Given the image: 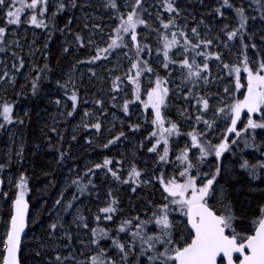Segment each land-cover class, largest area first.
Wrapping results in <instances>:
<instances>
[{
	"label": "snow or ice",
	"instance_id": "snow-or-ice-1",
	"mask_svg": "<svg viewBox=\"0 0 264 264\" xmlns=\"http://www.w3.org/2000/svg\"><path fill=\"white\" fill-rule=\"evenodd\" d=\"M18 2L19 6H17ZM146 3L147 0H127L124 7L130 10L125 14L121 11L118 0H107L105 7L119 13L113 20L114 23L115 21L119 23L113 29L115 35L109 36L111 42L106 48L98 50L89 63L100 60L101 52L105 54L104 59H107V56L113 50L118 49L123 52L128 60L129 67L123 77H115L110 91L113 93L111 100L113 107H115L119 103V94L124 93L127 96L128 86H131L132 99L125 98L122 105L126 115L129 112L130 105L140 99L142 78L146 75L149 77L155 76L154 81L149 78L148 100L144 102V105L146 108L150 106L153 114V131L150 136L155 138V143L148 151L155 153L158 160L152 170V178L149 179H144L141 171L134 164L128 172L127 179H123L122 175L118 174L117 171L108 168L111 161L107 159L103 165L96 164L95 168H107L106 177L110 173L114 182L129 185L132 187L133 193L136 192L137 187L141 183L151 185L153 179L158 180L164 202L154 206L151 216L147 219L142 220L137 216L134 220L138 222L134 223L133 219L122 221L115 237L109 234V229L107 228H92L91 244L95 247L91 249V253L86 260L80 261L76 259L69 247V256L62 258L60 255H56L55 260L49 261V264H73V261H75V264H130L128 257L130 254H134L137 245L139 246L137 260H139L140 256L146 257L144 264H234V254L236 253H239L242 257L239 264H264V207L260 209V218L251 222L254 234L244 236L234 226L237 216L231 204H224L221 210L214 209L210 204V200L216 195L217 176L222 171L221 157L229 150L227 134L235 133L236 137H241V131L237 130V123L241 120V113L246 110L248 116L244 128L245 133L248 129L253 131L264 129V54H258L252 58L247 55L249 46L256 49L257 45L255 43L249 45L245 42L246 33L243 30L246 28L247 17L244 15L242 8L236 9V14L239 17V26L232 30H228L226 26L223 32L227 41H233L236 37H240L244 55L242 60L238 57L236 63H224L223 70L228 77L234 79L235 90L238 92L244 86L242 80L244 79V74H246V93L242 100L232 98L231 102L219 96L212 97L202 94L201 81H203L204 86L211 83L210 58L214 57L217 61L222 60L219 52L212 53L210 51L215 41L211 38L210 33L207 37H202L195 27L191 29L192 36L195 39L190 38L186 30L180 28L174 18L170 17L167 22L161 19L159 26L154 29L156 53L155 57H153V46L149 42H141V39H139L140 34L137 31L140 25L148 27L147 20L143 15L146 11ZM48 4L49 0H31L30 3H25V0H0V13H3L7 18L6 26H10L19 25L22 13L25 10H30V24L39 28L46 26L45 19L48 12ZM224 5L232 6L229 4V0H224ZM72 6L75 7V3ZM65 7L63 0H60L58 10H63ZM162 7L170 14L179 15L178 8L173 5L171 0H165ZM260 7L264 9V0H262ZM260 18L264 19V11L261 12ZM5 34L6 27H0V43H3ZM151 34L149 33V35ZM254 36L255 33H253V38ZM76 39L79 41L81 37L77 35ZM144 39L147 41V37ZM261 39L264 40V36H261ZM81 47H83V44H81ZM3 50V48H0V51ZM64 51L68 52V49L65 48ZM12 55L16 56V53L13 52ZM145 56H147V59H145ZM197 57H201L202 62L198 61ZM177 66L184 86L191 85V87H187V91L184 94V102L189 106V109L192 107L196 108V123L203 122L206 129L209 130L208 132H202L193 128L192 131L186 134L190 138V144L185 142L184 147L178 153L173 151L171 138L181 135L180 127L177 123L170 120L167 121L169 126L165 127L166 121L162 114V109L166 107V100L170 92L166 85L172 83L171 76L175 73ZM20 67H23L22 59L20 60ZM13 68L19 71L15 64H13ZM161 68L165 72H169V79H163L159 75L157 69ZM8 76V71H4L3 75H0V80H4ZM219 78L218 76L217 79ZM36 79H40L39 74ZM125 80L127 84L124 83ZM32 89L33 94H35L37 91L36 81H33ZM229 93L230 88L225 87L223 95L228 96ZM69 98L72 100V108L75 110L77 101L75 92ZM212 99L218 100V106L214 111L211 106ZM193 100L195 101L194 104ZM95 103L103 111V101L97 100ZM12 111L10 104L4 103L0 105V117L3 118L4 122L0 123V127L13 122ZM185 111L188 110L186 109ZM209 112H212V120L205 119ZM258 112L262 114L259 122L253 119V114ZM72 114V112L68 113L69 116H72ZM84 115L89 116V113L86 111ZM217 120L226 124V132L224 133V139L219 143L213 144L207 140V136L211 134L210 130L213 129L214 125L219 127V124L216 123ZM20 123L22 124L23 121H20ZM85 127H93L99 131L101 123L85 124ZM131 127L135 130L139 125H132ZM123 135V133H120V136ZM119 138L118 136L114 140H109L104 147H108V145L113 144ZM252 140L254 143L255 137ZM231 142L232 144H238L240 141L234 139ZM244 142L245 146H247L248 141L245 140ZM161 144L163 145L162 152L158 147ZM193 149L198 150V155L193 152ZM170 151L175 156L174 160L169 156ZM213 153L217 161L215 171L210 173L211 178H207L209 173H203L204 179H201V165ZM169 167L173 168L174 173L179 169L180 179L175 174L172 177L168 176ZM242 167H249L247 161ZM258 168H264V162H258L256 165L251 166L250 175L253 178L257 176ZM88 172L95 175L92 169H89ZM156 173H159V175L157 176ZM85 175H88V173ZM21 179L23 181V178ZM181 179L182 182H180ZM73 184L76 185L81 195L85 192H90L89 186L80 183L79 180H74ZM89 184H92L93 187L95 186L91 179H89ZM18 187L21 191L17 193L12 201L6 231L3 235H0V245H2L3 249L0 251L2 264H20L18 253L21 246V234L25 230V214L28 206L24 199L25 184L21 182ZM107 195L110 198V203L106 204L105 207H101L99 213L105 214L103 218L111 221L113 219L112 214L116 212L115 206L118 202L111 190H109ZM219 195L223 198V189H221ZM76 199L77 197L74 195L73 201ZM60 203L61 201L58 200L57 204L59 205ZM74 206L73 202H69L67 208L71 209ZM176 212L180 216L186 217V224L177 222L176 217L173 216V213ZM83 219V217L77 218L79 221L78 227L82 223L84 228H88L87 223H83ZM100 219L101 216L98 214L96 216L97 222ZM151 224L155 225L156 231L149 234L146 229ZM181 227L185 231L190 229V232L188 235H182L180 239H177L174 234ZM50 228L54 233L57 230V224L53 223ZM241 231H246V229L241 227ZM124 232L130 234V241L127 243L121 242L119 238V233ZM189 235H191L190 243L187 242ZM181 239L184 240L183 246L180 243ZM69 240H71L70 236ZM101 240H111V248L100 247L99 241ZM112 249L117 251L118 259L112 256ZM36 254L37 256L41 255L40 252Z\"/></svg>",
	"mask_w": 264,
	"mask_h": 264
},
{
	"label": "trees",
	"instance_id": "trees-1",
	"mask_svg": "<svg viewBox=\"0 0 264 264\" xmlns=\"http://www.w3.org/2000/svg\"><path fill=\"white\" fill-rule=\"evenodd\" d=\"M55 1L57 2V6L50 23L47 25L45 23L46 26L39 28L29 24V20H26V22L24 21V15L31 16L30 10H25L22 13L21 23L19 25L10 26H6L7 18L3 13H0V23L4 22V25L0 27H6V34L3 43H0V48L4 49L3 51H0V58L5 56L6 52H8V50H5L7 37L13 38L16 42L21 39L27 42V35L23 34L22 31L25 27L35 28L36 31L41 33V35L33 41L34 43L32 42L34 47L33 51L35 50V53L33 52L34 55L32 57V63L29 65V69L26 67L27 61H24L23 52H20L17 49L11 51V57L13 59L11 66L13 67V64H15L16 67L19 68V71H16V69L13 68L15 71V77L12 79V87L7 91H0V105L8 103L13 109V122L11 124H4L3 127H0V179L2 180L3 190L5 170L11 172L14 176V188L10 193L8 192L7 195H5L8 201H13L17 193L21 191L18 185L21 182L25 184L24 190H27L28 194H25L24 199L29 207V218L31 217V214L33 215L36 211H39L40 215L38 221H42L44 212L48 208H51V205L54 203L57 204L58 200L63 201L59 210L58 218H56L55 221L58 224V229L70 232L72 240L63 241L60 248L61 252H45L43 255L44 264H49V261H54L56 255H60L62 258L69 256V247L71 248L72 255L76 259L84 261L83 255L77 250L76 236L74 231L71 230L72 224L69 222V218L72 215V210L75 206L68 209L67 205L69 202H73L74 205H76L80 201L87 199L88 192L81 195L77 190L76 185L72 182L66 189L61 191L62 193L59 197L55 198L57 192H59L61 188L62 179L64 178L65 173L69 170L73 171L72 169H75V165L81 161L80 157L83 159V154L88 152L90 147L88 140H80V137H78L79 134L73 135L70 134L69 131V123H71L78 112L87 105L90 91L83 82L76 81V79H73L72 81V90L67 89L63 81V75L68 70H72L73 73H75L73 67L78 66V62L76 60L77 57L64 51V42L66 39H71L75 45L77 43L78 55L83 58V63H81V65L92 69H96L101 62L109 61L115 51H119L118 49L113 50V52L107 56V59H104L105 54L101 52L100 60L89 63V61H92V58L97 54L98 50L101 49L96 48L94 51H88L82 43V39L79 41L76 39L79 30L76 13L83 5L81 1L87 2L88 0H63L66 5L63 10H58V3L60 0ZM30 2L31 0H25V3ZM100 2L101 3L98 5L97 9H100L102 12L109 15L110 21L113 23L111 34L114 36L115 33L113 29L119 22L115 21L114 23L113 20L119 13L105 7L107 0H101ZM121 2L122 0H118L120 9L126 14L128 9H124ZM164 2L165 0H147L146 11L143 13L144 18L148 10L155 9L158 14L166 17V19H163L164 22H167L170 17L174 18L180 28L185 29L187 33H189L194 27L201 29L206 37L210 33L211 38L215 41L213 45H217L221 49L220 56L222 57V66L224 63H236L238 57L241 60L243 59L244 53L240 37H236L233 41H227L226 35L223 32L226 26L228 30H232L239 26V17L236 14V9L242 8L244 10V15L247 17L246 28L243 30L246 33L245 42L249 45L252 43L257 45L256 49L249 46L247 55L249 58H252L258 54H264V40L261 39V36H264V19L260 18L261 12L264 11V9H261L260 7L262 0H229V4L232 5L231 7L224 5V0H171L173 5L179 10L178 16L175 13L170 14L165 11L162 7ZM73 3H75V7L72 6ZM217 9H219V11H217ZM143 27L145 28L144 25H140L137 29L140 35L144 33V29H142ZM9 32L11 33L9 34ZM253 33H255L254 38ZM72 36L75 37V41ZM81 44H83V47H81ZM106 47L107 46L104 48ZM13 52L16 53V56L12 55ZM21 59L23 60L22 68L20 67ZM145 59H147V57H145ZM157 71H159V69H157ZM224 73L228 77L225 71ZM38 74L40 75L39 80L36 79ZM124 74L125 73L119 76L123 77ZM178 75H180V73L177 66L175 73L171 76V80ZM115 77L116 76H114V79ZM152 77L155 79V76ZM164 79H169V72H167V76ZM228 79L232 80L235 84L234 79L230 77H228ZM33 81H36L37 83V91L35 94H33L32 89ZM124 83L127 84V81L125 80ZM242 84L244 85V89H241L239 92L236 91V98L241 100L247 90L246 74H244ZM182 85L184 86L183 83ZM74 92L77 96L75 110H73V102L69 98ZM60 99L67 101L69 104L67 111L68 113H73L72 116H69L67 113V123L64 126L58 122L57 118H52V109L54 106L56 107L57 104L59 105L57 101ZM194 103L195 101L193 100V104ZM193 113L194 110L192 111V109H189L188 114L190 117H192ZM122 115L124 117L122 125L115 128L113 133L109 135L107 141L104 144L100 143L92 147L94 153L100 152L103 154L101 165L104 164L106 159L111 161L108 167L115 164L117 158L110 155L116 151L115 148H118V146L123 148V151L127 153V143L130 139L136 141V151L138 155L150 157L154 154L150 153L148 149L155 143V138L150 136L152 130L146 129L148 125H152V116L145 112L141 120L138 121L130 111L127 115L123 111ZM261 115L262 114L258 112V115H254L253 119L259 122ZM244 116L246 117L244 118ZM244 116L242 122L246 124L248 116L247 114ZM166 119V122L169 121ZM20 121H23V123L21 124ZM0 122L4 123L2 117H0ZM202 123L203 122L199 124L196 123L195 127L202 126L206 129V126ZM216 123L225 124L223 121L219 120H217ZM14 125L17 126V131L19 132L21 140V144H19L21 146L17 158L5 168L3 162L4 152L7 145V128ZM132 125H139V127L133 130L131 127ZM239 126L240 124L237 125V130L241 131V137L238 138L234 135L229 138V136H227L229 150L221 157L222 171L220 175L217 176L218 183L215 186L223 189V198H221L220 195L218 198L220 209H222L224 204H231L233 211L237 216V219L234 221V226L237 227V231L241 232V235L246 236L253 233L254 228L251 222L252 220H258L260 218V209L264 207V168L257 169V176L255 178L250 175L252 165H256L258 162H264V129H256L254 131L248 129L245 133V126L242 130ZM208 131L209 130L206 129V132ZM215 131L219 136L218 142L225 138L224 133L226 132V128L223 130V128L214 125L210 132ZM120 133H123L124 135L120 136ZM118 136L120 137L119 140L108 145V147H104V145L108 144L109 140H114V138ZM73 137H75V139H73ZM253 137H255L254 143L252 140ZM178 138H181V136ZM234 139H238L240 142L238 144H232L231 141ZM245 140L248 141L247 146H245ZM173 141L175 140L172 139L171 142ZM158 147L162 152L163 145L161 144ZM171 153L172 151L169 153L170 158H172ZM157 160L158 157L154 161L148 160L149 162L146 165V170H148L151 178L152 170L156 166ZM245 161H247L249 165L248 168L242 167ZM210 162L213 164L215 163L216 167L217 161L214 153L206 158L201 165V168H208ZM132 165L133 164L131 163V166ZM171 168L172 167H169L168 171ZM105 169L107 168L101 170ZM213 171H215V169L213 170L211 168L210 172H208L209 175ZM156 175L158 176L159 173H156ZM102 176L103 180L101 183L103 188H101V192L106 195L108 203H110V198L107 194L109 190L112 191V184L109 180L104 179V175ZM21 178H23V181ZM76 180H79V182L82 183L79 177H77ZM152 182L154 183V188L143 190L142 195L134 202L137 212L134 217H129L130 211L127 207H124L123 200L120 199L119 202L117 201L118 203L115 206L116 212L112 214L113 219L109 221L110 227L107 228L109 229V234L111 236H116V232L122 221L127 219L134 220V218L140 216V213L145 212V210H141L143 207L149 208L146 212L151 216L153 207L159 205L160 201H163L161 196L162 189L159 187L158 180L153 179ZM87 185L89 188L91 187L89 182ZM74 195L77 197L75 201H73ZM113 196L116 199V195L113 194ZM210 204L214 209L219 210V208L215 207L212 202H210ZM104 215L105 214H103V216ZM9 216L10 208L7 207L5 217L8 218ZM135 222L138 221L134 220V223ZM92 223L93 228L100 227V224L96 222V217L92 218ZM241 227L246 229V231H241ZM147 230L149 232H154V230L156 231V228L154 226L147 227L146 231ZM1 234L2 225L0 227V235ZM28 234L29 226L21 245L20 262L23 258L22 252L24 249L28 245L34 243L32 239H27ZM121 234L122 236H128L130 241V234L128 232ZM121 234L119 233L120 239ZM30 241H32V244H30ZM99 244L102 248H111V240H101L99 241ZM94 247L95 246L91 243L89 244V249ZM53 248H56V246L54 244L50 245V251L55 250ZM111 254L118 259L117 251L115 249L111 250ZM31 256L32 255H30V257ZM131 256H133V254L129 255L128 260L130 264H140L138 262H133ZM33 258L38 259L34 256ZM73 264H75V261H73Z\"/></svg>",
	"mask_w": 264,
	"mask_h": 264
},
{
	"label": "rangeland",
	"instance_id": "rangeland-1",
	"mask_svg": "<svg viewBox=\"0 0 264 264\" xmlns=\"http://www.w3.org/2000/svg\"><path fill=\"white\" fill-rule=\"evenodd\" d=\"M101 0H88L81 1L83 3L82 7H80L77 10V22H78V35L82 39V43L85 45L88 51H94L96 48L102 49L105 46H107L110 42L109 36L112 35L111 31L113 28V23L110 21L109 15L102 12V10L97 9L98 5L101 3ZM127 2V0H122L121 4L124 9H127L124 7V4ZM19 6V2L17 3ZM57 6V2L55 0H49L48 4V12L46 14L45 23L46 25L50 23L55 8ZM130 10V9H128ZM24 21L26 20L30 21L29 15L23 16ZM166 19L165 16H162L158 14V12L154 9L148 10L145 19L147 20L148 27H143L144 33L142 35H139V39H141V42H149L153 46V57H155L156 49V36L153 33V29L157 28L159 25L160 19ZM30 24V23H29ZM4 22L0 23V26H3ZM23 34L27 35V42L23 41L22 39L16 42L13 38L7 37L6 39V46L5 50H8L6 52L5 56L0 58V75H3L4 71H8L9 76L6 77L4 80H0V91H7L12 87V79L15 77V71L13 67L11 66V62L13 61L11 57V51L14 49H17L20 52H23V58L24 61H27L26 67L29 69V65L32 63V57H33V41H35L41 33L36 31L35 28H28L25 27L22 29ZM138 31V30H137ZM197 31L200 33L202 37H206L204 32L201 29L197 28ZM139 32V31H138ZM11 32H9L10 34ZM149 33H152L149 35ZM140 34V33H139ZM190 38L195 39L192 36V32L190 31L188 33ZM145 37H147V41H145ZM70 38V37H69ZM73 40L75 39L74 36H72ZM75 41V40H74ZM33 42V43H32ZM32 45V46H31ZM64 47L68 49V53H70L72 56L77 57L76 60L78 62V66H74L73 69L75 73H73L72 70H68L63 75V81L67 87L68 90H72V81L73 79H76V81L83 82V84L88 87V90L90 91L89 101L85 107H83L78 114L75 116L73 121L69 123V131L70 134L78 135L80 137V140L83 141H89V150L85 154H83L84 158L80 157L81 161L80 163L75 165V169H72L73 171H67L64 175V178L62 179V184L59 192H57L55 198L59 197L61 195V191L66 189L74 180H76L77 177L80 178L82 183L87 184L89 182V179H91L94 182V187L91 184L90 192H88L87 199L80 201L77 203L72 210V215L69 218V222L72 224V229L74 231V234L76 236L77 240V250L79 253H81L84 257L83 260H86L91 253V249H89V244L91 243V237L92 232L91 229L93 228L92 218L96 217L98 214L101 216L100 221L98 222L100 224V228H109L110 223L108 220H105L103 217V213H99V209L101 207H104L106 204H108V199L104 193L102 194L101 188L102 186V180L104 175V179H107L112 184V193L115 194L116 200L119 202L120 199L123 200L124 207H127V209L130 211L129 217H134L136 215V209L134 202L138 200V198L142 195L143 190L145 189H152L154 188V183L152 182L151 185H144L143 183L140 184L139 187H137V190L135 193L132 192V187H130L127 184H121L119 182H114L113 178L111 177V174L107 173V169L101 170L96 169L95 165L100 164L102 161L103 154L100 152L94 153L92 147L98 145V144H104L107 139L109 138V135L113 133L116 127H120L122 125L123 121V102L124 99H132L131 96V86H128L129 91L127 96H125L124 93H120L118 100L119 103L113 107V102L111 100V96L113 93L110 91L112 88V81L114 79V76H119L123 73H125L129 67L128 60L124 56L122 51H115L113 56L109 61L101 62L100 65L96 69L88 68L81 65V62L83 61V58L78 55V45L76 43H73L71 39H66L64 42ZM210 51L212 53L221 52V49L217 45H212L210 48ZM35 53V52H34ZM147 57V56H145ZM197 60L202 62L201 57H197ZM81 65V66H80ZM209 66H210V79L211 83L207 86L203 85V81H201L202 86V94H206L208 96L212 97H222L226 101L231 102L232 98H236V90H235V84L232 80L228 79L226 74L224 73L222 62L215 60L214 57L210 58L209 60ZM95 73V75H93ZM158 73L160 76L164 79L167 76V72H165L162 68L159 69ZM74 74V75H73ZM75 76V77H74ZM220 77L217 79V77ZM149 78L154 81V77L144 76L142 80V86L140 90V99L134 101L133 104L130 105L129 111L134 116V118L138 121L141 120L144 113L146 112L148 115L152 116V108L145 107L144 102L148 100L147 92H148V83ZM169 85V86H168ZM169 89V97L166 100V107L162 109L163 115L170 121H173L178 124L180 127L181 132V138L173 137L175 141L171 142L173 145V151L179 152L180 149H182L185 145V142H188L190 144V138L186 135L189 131H192L193 128L197 129L198 131L206 132V129H204L202 126L195 127L196 121L195 116L197 114V110L195 107H192V111L194 110V113L192 117L189 116V106L184 102V94L187 91V87H184L182 85L181 76H176L172 83H169L166 85ZM188 87H191L189 85ZM228 87L230 88V93L228 96H224V88ZM244 89L243 87L241 88ZM242 93V91H241ZM240 93V95H241ZM237 99V98H236ZM97 100L103 101V111L100 110L99 105L95 103ZM241 100V99H240ZM170 103V104H168ZM69 104L64 99L59 100V105L52 109V118L58 119V122L61 125H65L67 123V107ZM211 106L213 111L218 106V100L212 99L211 100ZM188 111H185V110ZM89 113V116H85V112ZM183 113V114H182ZM247 114L246 110L241 113V120L238 121L237 125L240 124V129L242 130L245 123L242 122L243 116ZM254 115H258V113H254ZM246 116H244L245 118ZM165 118V119H166ZM166 119V120H167ZM205 119L212 120L213 115L212 112H209L207 116H205ZM96 122L101 123V128L99 131H97L93 127H85V124H94ZM242 122V123H241ZM1 123V122H0ZM152 123V122H151ZM247 123V122H246ZM203 124V123H202ZM244 124V125H243ZM168 123H165V127H168ZM63 128V127H62ZM152 128V129H151ZM219 128H223L225 130L226 125L225 124H219ZM147 130L153 131V126L150 124L146 128ZM235 133H228L227 136L229 138L231 136H234ZM7 145L4 152V167L6 168L10 163L14 162V160L17 158V154L20 149V136L19 132L17 131V126H10L7 128ZM207 140L210 141L213 144L219 143V136L215 132H211L210 135L207 136ZM20 143V144H19ZM115 152L112 153L110 156H114L117 158L116 163L110 165L108 168L113 169L114 171H117L118 174L122 175L123 179H127L128 172L131 168V163L135 164L138 167V170L141 171L144 179L151 178L148 170H146V165L149 162L148 160H155L156 154L149 156H141L137 154L136 151V141L134 139H130L127 143V153L123 151V148L118 146V148H115ZM193 152H196L198 155V150L193 149ZM80 154V153H79ZM191 155V153H190ZM82 156V155H80ZM171 156L174 160L175 156L173 155V152L171 153ZM211 156V155H210ZM253 156V155H252ZM149 157V159H148ZM215 169V163H211L208 166V168H202L201 172V179H204L203 173L210 172V169ZM92 169L95 175H92V173H89L88 170ZM214 172V171H213ZM88 173V175H85ZM175 174V176L179 178V169L173 172V168H171L168 171V176L172 177ZM195 174V173H193ZM4 180H3V190L0 196V227L2 225V234L3 235L6 231V224L8 218L5 217V211L6 208L9 207L11 209V203L12 201H8L5 197V194L8 192L10 193L14 188V176L11 174V172H8L5 170L4 172ZM207 178H211L210 175ZM182 182V179L181 181ZM216 187V195L210 200L212 204L220 209L219 204V194L221 191V188L218 186ZM25 194L27 195V190H24ZM14 200V199H13ZM62 202L58 205L54 203L51 205V208H48L44 214H43V220L38 221L39 219V211H36L33 215L31 214V217L28 220V226H29V234L27 239L30 238L34 243L32 244L30 241V244L28 245L24 251L22 252L23 258L20 262V264H44L43 255L45 252L50 253H58L61 252L60 248L63 243V241L68 240L70 232H67L62 229H58L53 233L52 229L50 228V225L53 223H56V218H58L59 210L62 205ZM164 201H160V204ZM121 204V202H120ZM149 208L143 207L141 210H145V212L140 213V216H138L140 219L144 220L149 217L147 214V210ZM120 211V207H119ZM147 214V215H146ZM173 216L176 217L177 222H182L183 224H186V217L180 216L178 212L173 213ZM78 217H83V223H87L88 228H84L83 224L81 223L78 227L79 221L77 220ZM97 222V220H96ZM58 225V224H57ZM155 227L154 224L149 225L148 227ZM119 228V227H118ZM148 231V230H147ZM149 232V231H148ZM155 232V230H154ZM153 232H149V234H152ZM189 231H185L183 227L177 229L176 233L174 234L177 239H180L182 235H188ZM121 234V233H120ZM191 239V235L188 236L187 242ZM72 240V237H71ZM70 240V241H71ZM121 242H129L128 236H122L121 234ZM181 246L184 244V240H180ZM54 244L56 248H53L55 250L50 251V245ZM75 247V246H74ZM75 247V248H76ZM93 249V248H92ZM2 245H0V251H2ZM53 251V252H52ZM37 252H40L41 255L37 256ZM29 254V255H28ZM139 254V246L137 245L136 251L131 256V260L133 262H138L140 264H144L146 257L140 256L139 260H137V256ZM30 255H32L30 257ZM36 257L38 259L33 258ZM129 259V257H128ZM2 261V257H0V264Z\"/></svg>",
	"mask_w": 264,
	"mask_h": 264
},
{
	"label": "water",
	"instance_id": "water-1",
	"mask_svg": "<svg viewBox=\"0 0 264 264\" xmlns=\"http://www.w3.org/2000/svg\"><path fill=\"white\" fill-rule=\"evenodd\" d=\"M1 189H2V180L0 179V194H1ZM27 206H28V204H27ZM28 218H29V207H27V211H26V214H25V230L21 234V245H22V242H23V240H24V238H25V236L27 234ZM188 230L190 231V229H188ZM253 234H254V232H253ZM20 249H21V246H20ZM18 258H20V251L18 253ZM234 259H237V262L234 261V264H239V261H240V259H242V257L239 255V253H236V254H234ZM218 260H219V258H218ZM1 264H2V262H1Z\"/></svg>",
	"mask_w": 264,
	"mask_h": 264
}]
</instances>
